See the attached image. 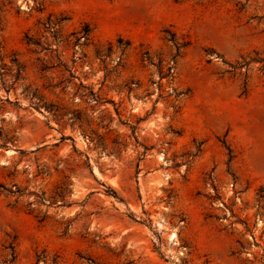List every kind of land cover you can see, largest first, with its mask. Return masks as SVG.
Here are the masks:
<instances>
[{
  "label": "rangeland",
  "instance_id": "obj_1",
  "mask_svg": "<svg viewBox=\"0 0 264 264\" xmlns=\"http://www.w3.org/2000/svg\"><path fill=\"white\" fill-rule=\"evenodd\" d=\"M0 264H264V0H0Z\"/></svg>",
  "mask_w": 264,
  "mask_h": 264
}]
</instances>
